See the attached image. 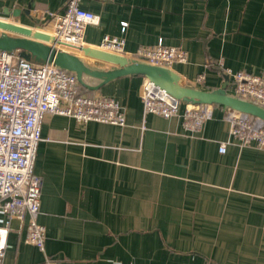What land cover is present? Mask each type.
<instances>
[{"label":"crops","instance_id":"1","mask_svg":"<svg viewBox=\"0 0 264 264\" xmlns=\"http://www.w3.org/2000/svg\"><path fill=\"white\" fill-rule=\"evenodd\" d=\"M67 1L0 0V20L52 33L49 14ZM79 16L84 47L108 36L122 38L127 54L160 41L184 50L186 62L170 70L198 90L232 95L225 70L264 79V0H82ZM73 52L94 70L112 69ZM145 80L86 92L117 101L123 127L46 116L33 166L45 250L12 220L1 264H264V147L237 146L223 106L196 132L183 126V102L172 118L145 115Z\"/></svg>","mask_w":264,"mask_h":264},{"label":"built area","instance_id":"2","mask_svg":"<svg viewBox=\"0 0 264 264\" xmlns=\"http://www.w3.org/2000/svg\"><path fill=\"white\" fill-rule=\"evenodd\" d=\"M81 1L68 0L63 13L49 14L50 34L57 42L84 47L87 22L79 16ZM57 48L74 51L66 46ZM96 49L168 69L187 59L184 50L165 46L161 41L127 54L122 38L106 36ZM225 74L232 80L231 96L264 109V79L244 72L225 70ZM202 80L203 77L198 76L196 81ZM140 101L145 115L165 119L176 116L182 103L147 80ZM212 106L186 104L182 117L184 128L190 132L200 130L211 118ZM48 114L66 116L81 124L125 126L121 105L111 98L81 93L73 74L52 63L33 64L22 59L17 51H0V264L10 248L8 234L12 220L24 225L26 243L41 252L45 250V228L38 223L42 182L34 174L33 166L41 140V124ZM226 118L230 137L237 146L264 147V123L257 126L260 120L241 119L233 110L228 111ZM228 144H221L219 153L223 154Z\"/></svg>","mask_w":264,"mask_h":264},{"label":"water","instance_id":"3","mask_svg":"<svg viewBox=\"0 0 264 264\" xmlns=\"http://www.w3.org/2000/svg\"><path fill=\"white\" fill-rule=\"evenodd\" d=\"M66 46L84 57L112 66L107 71L87 66L73 51L59 50ZM0 51H17L20 57L36 65L52 63L61 70L74 74L79 85L88 91L98 90L104 84L126 76H142L156 87L165 90L188 105H219L237 112L241 119L252 116L264 123V109L226 93L223 88L202 91L182 80L168 68L149 65L124 56L110 54L90 47H71L35 28L0 20ZM99 80L96 86H88L83 77Z\"/></svg>","mask_w":264,"mask_h":264},{"label":"trees","instance_id":"4","mask_svg":"<svg viewBox=\"0 0 264 264\" xmlns=\"http://www.w3.org/2000/svg\"><path fill=\"white\" fill-rule=\"evenodd\" d=\"M18 53V52H17ZM72 74V73H71ZM74 75V74H73ZM79 85V84H78ZM79 91L81 93H86L87 92V89H85L83 86L79 85ZM214 106V105H213ZM217 106V105H216Z\"/></svg>","mask_w":264,"mask_h":264},{"label":"rangeland","instance_id":"5","mask_svg":"<svg viewBox=\"0 0 264 264\" xmlns=\"http://www.w3.org/2000/svg\"><path fill=\"white\" fill-rule=\"evenodd\" d=\"M42 31V30H41ZM48 33V32H47ZM50 34V33H49ZM128 264H130V263H128ZM134 264V263H133Z\"/></svg>","mask_w":264,"mask_h":264}]
</instances>
